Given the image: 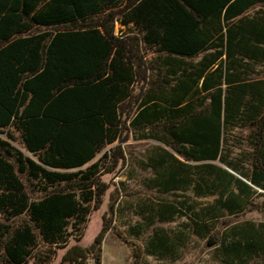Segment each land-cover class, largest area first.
<instances>
[{
    "label": "trees",
    "instance_id": "trees-1",
    "mask_svg": "<svg viewBox=\"0 0 264 264\" xmlns=\"http://www.w3.org/2000/svg\"><path fill=\"white\" fill-rule=\"evenodd\" d=\"M129 140L158 144L135 260L264 264V222H231L264 211V0H0V264H102Z\"/></svg>",
    "mask_w": 264,
    "mask_h": 264
},
{
    "label": "rangeland",
    "instance_id": "rangeland-1",
    "mask_svg": "<svg viewBox=\"0 0 264 264\" xmlns=\"http://www.w3.org/2000/svg\"><path fill=\"white\" fill-rule=\"evenodd\" d=\"M120 27H117L119 30ZM158 144L153 141L129 140L125 144V148L130 157V165L126 169H121L117 174L106 175L103 180L109 184L110 189L105 196L104 202L99 210L93 211L89 222L86 225L81 245L85 248L89 247L103 229L107 222L111 229L106 234L103 243L102 264H217L213 258V252L207 248L206 244L200 241H192L183 257L178 262L168 260H157L148 257L141 251L143 258L135 260L133 256L132 242H136L143 250L144 239L147 232L144 233L142 239H136L128 233L130 227L135 226L140 220L137 216L138 206L146 203L147 196V177L149 173L142 169L139 161H144L147 151L155 148ZM122 195L117 216L110 215V204L113 198ZM112 196V199H111ZM260 221L263 219L262 214L254 210L239 218H232L231 222L242 220ZM164 228H176V225H164ZM128 243L124 241V239ZM74 244L71 243V245ZM66 249L56 250V255L51 264H66L62 259ZM137 262V263H136Z\"/></svg>",
    "mask_w": 264,
    "mask_h": 264
},
{
    "label": "crops",
    "instance_id": "crops-1",
    "mask_svg": "<svg viewBox=\"0 0 264 264\" xmlns=\"http://www.w3.org/2000/svg\"><path fill=\"white\" fill-rule=\"evenodd\" d=\"M257 202H258V203H262V202H264V198H261V199L257 200ZM256 211L259 212L260 214H262L263 219L260 220V221H255V222H258V223H260V222H264V211H263L262 209H261V210H258V209H257ZM246 220H250V219H246ZM251 221H254V220H251ZM172 225H176V226H177L178 223H177V224H172ZM183 254H184V253H183ZM183 254H182V257H183ZM181 259H182V258H181ZM181 259H180V260H181ZM180 260H179V261H180ZM177 262H178V261H177Z\"/></svg>",
    "mask_w": 264,
    "mask_h": 264
}]
</instances>
